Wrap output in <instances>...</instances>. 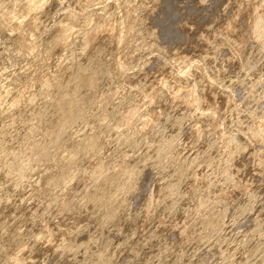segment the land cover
<instances>
[{
  "label": "bare ground",
  "instance_id": "obj_1",
  "mask_svg": "<svg viewBox=\"0 0 264 264\" xmlns=\"http://www.w3.org/2000/svg\"><path fill=\"white\" fill-rule=\"evenodd\" d=\"M0 264H264V0H0Z\"/></svg>",
  "mask_w": 264,
  "mask_h": 264
},
{
  "label": "rangeland",
  "instance_id": "obj_2",
  "mask_svg": "<svg viewBox=\"0 0 264 264\" xmlns=\"http://www.w3.org/2000/svg\"><path fill=\"white\" fill-rule=\"evenodd\" d=\"M235 113H237V112L234 111V114H235ZM105 123H106V121H105ZM109 124L111 125L112 122H108V123H107V125H109ZM110 125H109V126H110ZM213 139H214V138H213ZM213 145H214V144H213ZM176 150H177V151H176ZM176 150H173V151L171 150V151H169V152H168V156H170V153L172 152V153H171V157L175 156V157H177V159H178V158L180 159V158H182V157H185L186 152H187V154H188V152H190V151H186V152H184L185 154L183 153L182 156H180V155H178V154H181V153H182V152H181V153L179 152V151H181V149H180V148H177ZM175 152H176V153H175ZM177 152H179V153H177ZM192 152H193V151H192ZM173 153H174V154H173ZM176 154H177V156H176ZM187 154H186V155H187ZM189 154H190V153H189ZM179 156H180V157H179ZM175 157H173V158H172L173 161H172V160H171V161L174 162V164H177V163H175V161H176ZM168 174H169V172L167 173V175H168ZM225 229H226V227L224 228V230L222 229V232H224ZM236 229H239V228H235V229H234V228L232 227V230L236 231L235 233H237V232L240 231V230H236ZM234 231H233V235L235 234ZM230 236H232L231 233H230ZM232 239H233L232 237H228V239H227L228 242H230L229 244H230L231 247H233V244L236 243V241L234 242ZM234 245H235V244H234ZM193 251H194V250H193ZM184 253H185V252H184ZM259 256H261V255H259ZM224 261H226V260H224ZM224 261H223V262H224ZM224 263H225V262H224Z\"/></svg>",
  "mask_w": 264,
  "mask_h": 264
}]
</instances>
